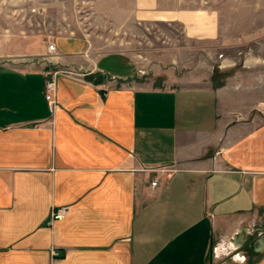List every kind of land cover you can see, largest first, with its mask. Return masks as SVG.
<instances>
[{"label":"crops","instance_id":"crops-1","mask_svg":"<svg viewBox=\"0 0 264 264\" xmlns=\"http://www.w3.org/2000/svg\"><path fill=\"white\" fill-rule=\"evenodd\" d=\"M80 1L0 64V264H264V0Z\"/></svg>","mask_w":264,"mask_h":264},{"label":"rangeland","instance_id":"rangeland-1","mask_svg":"<svg viewBox=\"0 0 264 264\" xmlns=\"http://www.w3.org/2000/svg\"><path fill=\"white\" fill-rule=\"evenodd\" d=\"M90 12L89 5L80 0H0V64L34 66L47 62L45 66L53 67L47 60H55L56 52L35 57L27 52V46L33 47L34 53L45 45L49 50L57 37L83 35L84 28L99 30L89 24ZM251 45L256 52L264 50L259 41ZM57 47L60 51L67 48L61 41ZM5 54L9 56L1 57ZM53 69L64 70V66L56 63Z\"/></svg>","mask_w":264,"mask_h":264},{"label":"built area","instance_id":"built-area-1","mask_svg":"<svg viewBox=\"0 0 264 264\" xmlns=\"http://www.w3.org/2000/svg\"><path fill=\"white\" fill-rule=\"evenodd\" d=\"M56 48L57 47H56L55 43H50L49 44V51L50 52H53V53L56 52L57 53V49ZM56 74H57V72L47 73V77H46V80H45V88H44L45 98L47 99V101L50 103V105L54 109L59 107V101L57 100ZM154 170L157 171V169H152V171H154ZM158 170H161L162 172L168 171V169H165V168H160ZM159 179H160L159 176H155L154 179L151 182V185L153 187L157 186L159 181H160ZM70 208L71 207L69 205L60 206L58 208H53L51 213H50L49 223L51 224L55 220L63 219L70 212ZM215 249L216 248H214V250ZM237 254H239V253H237ZM61 256H62V254H61L59 249H57L55 247L51 248V257L53 259L59 258ZM243 258H245V257L243 256Z\"/></svg>","mask_w":264,"mask_h":264},{"label":"trees","instance_id":"trees-1","mask_svg":"<svg viewBox=\"0 0 264 264\" xmlns=\"http://www.w3.org/2000/svg\"><path fill=\"white\" fill-rule=\"evenodd\" d=\"M217 75L218 74H215L213 76V79H216ZM100 78H102V75H99L98 78L96 79L97 83H100L103 80V79H100ZM219 84H221V82ZM215 85H218V84H216V82H215Z\"/></svg>","mask_w":264,"mask_h":264}]
</instances>
